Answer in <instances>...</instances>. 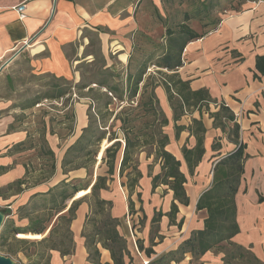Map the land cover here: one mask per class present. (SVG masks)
<instances>
[{
	"label": "crops",
	"instance_id": "obj_1",
	"mask_svg": "<svg viewBox=\"0 0 264 264\" xmlns=\"http://www.w3.org/2000/svg\"><path fill=\"white\" fill-rule=\"evenodd\" d=\"M19 4H25L22 19L15 9ZM190 15L194 17L187 19ZM186 28L200 36L188 39L189 36L183 33H187ZM91 40L97 43L96 51L102 55L106 66L132 65L133 54H138L139 59L134 65L149 68L161 64L168 48L181 47V66L177 67V73L188 84L183 93L187 96L189 91H199L197 103L209 100L208 109L190 106V110L175 121L164 86L159 84L154 89L158 106L167 119V125L162 127L168 137L165 149L180 162L179 169L186 178L183 184L186 204L175 199L170 188H166L164 195L159 193L162 184L152 191L151 178L160 173V160L149 162L154 157H147L145 151H140L139 155L141 162L147 161L138 167L141 172L139 183L143 184L149 209L140 203L146 223L143 230L137 232V242L131 238L122 220L127 203L121 200L109 180L108 189L100 191L103 199L111 201V217L117 220L115 229L125 242L123 264H143L145 260L155 264L159 257L175 251L193 231L203 228L207 213L205 209L196 210L198 198L211 186L214 165L239 145L243 146L245 158L235 195L239 232L232 240L248 247L264 264V61L260 62V68L257 66L258 58L264 57V0H0V62L8 58L7 63L27 54L31 66L39 71L37 73L77 83L80 74L76 66L93 59V45H88ZM184 41L187 42L184 44ZM160 70L170 73L165 68ZM123 77L126 80V73ZM140 93H137L138 97ZM221 104L226 107L221 108ZM9 105H0V109ZM88 106L89 102L84 100L74 104L75 123L63 144L54 136L53 130L43 135L56 158L54 173L43 182L37 181L41 176L40 168L25 176L26 165L22 159L33 151L38 160H44L39 156L40 146L30 147L29 144L22 150L14 149L16 144L27 137L34 138L35 134L22 122L15 124L10 111L7 112L9 115L1 116L0 202L7 198L6 202L15 209L10 216L12 225L7 235L16 234L13 228L27 229L29 218H35L37 212L27 216L25 211L33 195L47 192L62 180L68 182L84 177L83 167L64 173L61 166L67 148L88 125ZM216 113H220L219 116ZM232 114L233 121L225 119V115ZM192 119L200 120L204 127L203 153L189 171L182 147L193 148L197 137L185 128L175 138V124L187 127ZM234 124L238 125L237 133ZM10 125L14 129L8 130ZM151 163L153 165H149ZM95 177V174L90 177L91 183ZM22 178L26 179L27 187L5 189ZM74 196L65 201L66 208L57 215L64 213L73 200L80 199L78 195ZM173 204L175 212L171 211ZM134 207H137L135 202ZM19 209L25 214L19 216ZM90 212L89 202L81 200L69 224L70 246L48 249V264H114L110 251L99 242L91 245L99 254L89 255L91 249L86 240L99 224L97 220L91 221ZM157 212L161 215L153 222ZM57 215L44 221L47 229L38 233L39 239L57 223ZM139 242L143 249L138 248ZM146 248H151L149 255ZM222 256V253L208 250L198 260H193L191 253L186 252L181 260H172L169 264H223Z\"/></svg>",
	"mask_w": 264,
	"mask_h": 264
},
{
	"label": "trees",
	"instance_id": "obj_2",
	"mask_svg": "<svg viewBox=\"0 0 264 264\" xmlns=\"http://www.w3.org/2000/svg\"><path fill=\"white\" fill-rule=\"evenodd\" d=\"M216 6H218V2H216ZM206 11L208 12V8ZM186 17L189 19L194 16L190 15ZM186 29L188 30L187 33H183L187 34L189 36L188 39L190 40L200 36V34H197L188 28ZM186 42L184 41L183 43L185 44ZM88 45H93V49H91L93 59L89 62H82L76 66V70L79 71L80 74V80L77 83L71 84V82L69 85L63 84L61 82L69 83L70 81L64 78L50 76L49 81L45 84V86L48 87L45 91L40 93L37 92L31 97H25L22 102L20 101L17 104H13V106L19 107L20 111H24L33 108L36 104H40L43 100H59L66 97V95L72 96V93L74 94V92H72L73 88L75 89L74 91L76 94L88 97L91 100V104H89L87 109L89 119L88 125L82 129V133L77 140L67 148L61 167L64 173L83 167L86 170L87 176L92 177L93 173L89 170L86 164L87 162H91L94 166V156L96 154L94 148H96V146L105 138V133L102 132L104 130L101 129V125L94 124L96 120L91 118V111L97 116L99 115L103 118L104 114L109 115L113 112L109 108V106L113 104L112 98L118 101L120 105L123 101L126 102L136 98L137 93L141 91L137 105L140 109L139 113L142 114V117L146 118V121L142 126L135 131L133 126L135 117L133 119L130 118L128 114L123 115V112H125V110H123L124 108H122L119 113H115L111 120L112 124L110 126L119 122L117 129L124 133L125 143L118 168L119 176H123L127 167H131V171L127 172L125 175L130 179L126 186L130 195H132L134 187L138 184V181L141 178V172L138 170L137 163L133 158L135 149L138 150L144 146L151 147L152 151L146 154L148 156L151 154L154 156L153 162L160 160L161 167L160 173L151 178L152 191L160 184L166 185L173 190L175 199L186 204L188 201L183 186L186 182V178L179 169L180 162L165 149V146L168 143V137L162 131V127L167 125V119L160 110L154 93V89L157 85L161 84L164 86L169 102L171 106H173V119L175 121L178 120L181 115L188 112L190 106L198 110L203 107L208 109V99L197 103L199 102L196 100L198 94H200L199 91H189L187 96L184 94L188 88V84L182 81L177 73V67L181 66L180 53L182 48H168L166 50L165 55L161 59V64L155 65V67L159 68L158 71L163 73V76H161V80H155L154 76L147 73V65L139 64L136 65V67H132L131 64H127L126 67H118L113 64L111 66H106L102 55H100L99 51H96V49H98L95 47L97 43L94 40H91ZM171 61H173V64H171ZM261 61H264V57H259L257 60V66H259V68ZM161 68L167 69L170 73L163 72L160 70ZM124 73H126V80L123 77ZM6 81L8 84H12L11 86L10 84L8 85L10 91H12L11 87L13 86V78L7 76ZM107 91L110 92L112 96L108 95ZM225 107L224 104H221V108ZM67 114L68 118L74 119V110L69 111ZM216 114L219 116L220 113ZM224 117L229 121L234 120L233 114L228 116L225 115ZM185 128H188L189 133L197 137L196 144L193 148H187L186 146L182 147L185 162L189 171H192L203 153L202 136L204 133V127L201 121L196 119H192L191 124L187 127L175 124V138H178L179 133ZM11 129H14L13 125H10L8 128V130ZM233 129L235 132L238 131V125L234 124ZM70 130H73V125H71ZM128 131H133V138H130ZM110 134L108 139L114 141L111 145L105 148L101 158L102 162L107 166L106 175H96L93 183L89 181L82 187L75 186L71 193H67L66 190H63L64 188L57 190L56 193L53 192V189H49L48 192L52 198L51 200L49 199V204H43L42 201L47 200L40 199L42 194L33 195L31 201L26 206V215L30 216L31 214L38 212L41 208L44 209V211H49L50 214L48 218H44L45 220L36 217L29 218L28 230L13 228L12 231L14 233H20L22 231L33 233L18 234L19 238L39 239L38 233L42 234L47 229V227L43 225L44 221H47L51 217L62 212L66 208L65 201L71 199L76 191L78 192L75 196L85 191L81 189L90 187L89 193L93 201V203H89L91 212L93 211V208L100 212H105L106 209H110L111 201H107L100 196V191L102 189H108L107 180H110L114 174L118 153L119 141L116 140V131ZM28 142L29 139L27 137L25 141L16 144L14 149L22 150L27 147V145L29 146ZM45 143V140L40 143L39 156L43 158L48 156L51 158L50 169L54 173L56 158L54 153L46 147L47 144ZM242 147V145H239L234 152L220 159L214 165L211 186L198 198L196 210L205 209L207 213V216L204 219L203 228L201 230L193 231L175 251L159 257L154 261L155 264H169L172 260L179 261L183 258V255L186 252L191 253L193 260H198L208 250L222 253L223 264H263L248 247L232 240L234 235L239 232V226L236 221L237 209L235 195L237 193L240 174L242 172V164L245 158ZM80 161H82V163H79ZM34 170L35 168L32 170H29V168L26 169L25 176H29ZM131 173H134V178L132 179ZM25 178L9 184L5 189L17 187L19 190L21 185H25ZM81 200L82 198L73 200L64 213L56 216L57 223L54 225L52 224L49 228L48 234L41 239V241L48 243L47 249L60 248L62 245L70 246L72 242V234L69 230V224L74 217L75 208ZM138 201L139 203H142L140 193L138 194ZM172 206L173 208L171 211H177L175 205L173 204ZM128 208L130 210L134 208V202L131 199L128 202ZM140 209L142 210V206H140ZM155 215L156 216L152 219L153 222L158 221L157 218L161 215V212H157ZM105 217V222H103L102 226L100 227V223L95 226L92 234L86 240L88 249H91L89 255L97 256L99 254L97 249L91 247L94 243L99 242L104 248L110 251L114 264H123V253L126 251V246L123 238L115 229L117 220L112 218L109 213H106ZM91 221L95 223L96 220L92 219ZM57 235L59 236L58 239L56 238ZM138 248L143 249L140 242L138 243ZM145 250L148 255L151 253V248H146ZM36 264H40V262L38 261Z\"/></svg>",
	"mask_w": 264,
	"mask_h": 264
},
{
	"label": "rangeland",
	"instance_id": "obj_3",
	"mask_svg": "<svg viewBox=\"0 0 264 264\" xmlns=\"http://www.w3.org/2000/svg\"><path fill=\"white\" fill-rule=\"evenodd\" d=\"M138 59H139V55L133 54L132 67H136V65L134 64ZM7 60L8 58L0 62V105H4L7 103H10V105L4 109H0V118L2 115H7V114L9 115L10 113L15 119L14 120L15 124L21 125V122H22V124H25V126H29V131L35 134L34 138L32 137H30V139L28 138L29 139L28 143L31 144V146L32 145L40 146L41 141L45 140V137L43 135H45L47 132L52 131V130L56 134L54 136H56L59 142L63 144L64 140L70 137L72 133V130H70L71 125L75 123V117L74 119L68 118L67 113L69 111H73L74 104L76 102H81V100H84L86 102H89V104H91V100L88 97L76 94L74 91L75 89L73 88L72 92H74V94L72 93V96L66 95V97L61 98L59 100H50V99L43 100L40 104H36L33 108H30L24 111H20L19 107L13 108L14 107L13 104H17L20 101L22 102L25 97H31L37 92L40 93V92L45 91L48 88L47 86H45V84L49 81L50 77L37 73L39 71L36 68H33L31 66V63L29 61L30 59L27 56V54L26 55L22 54L21 56H18L14 58L13 60L8 61L6 63ZM87 60H90V57H88ZM3 64L5 65L3 66ZM117 66L121 67L119 63ZM158 70L159 69L156 68L155 66H149L147 73H150L152 76H154L155 80H161V76H163V73H160ZM6 76H10L11 78H13V86L11 87L12 91H10V88L8 87L9 84L10 86L12 84L7 83L6 78H5ZM61 83L69 85L70 83L73 84L74 81H70L69 83H64V82H61ZM107 94L109 95L108 91H107ZM139 99L140 97L137 96L136 98H133L130 101L129 100L126 102L123 101L119 105V102L112 98V102L115 104L110 105L109 108L113 112L112 114H109V115L104 114L103 118H101L99 115L97 116L94 112L91 111V114H92L91 118L96 120L94 124L101 125V129L104 130L102 132L105 133V138L96 146V148H94V150H96V154L94 156V160H95L94 166L92 165L91 162H87L86 164L89 170H91V172L93 173V176L94 174L96 176V173L97 175L98 174L103 175V176L106 175L107 166L102 162L101 158L103 156L105 148L111 145L112 142L114 141V140L110 141L108 139V136L111 135L110 133L116 131V134H117L116 140L119 141L118 153H117V159L115 162L114 174L109 180V184L113 186L114 188H116V191L118 192L121 200L127 203V209H126L124 216L122 217V220L124 219V224L127 229H129L128 224L130 225L131 229H133V235H131L130 232L129 234L132 239L133 238L135 239V241L138 240L136 239V236L138 233H140L143 230L145 223H146V214L144 212V209L142 210L140 209V203L138 201V194L140 193L141 195L140 197L142 198V205H144L145 208L147 209H149V202H147L148 200L146 198V193L144 192L143 184L141 185L139 181H138V184L134 187V192L132 196L130 195L129 190L126 186V184L129 182L130 179L125 174L131 171V167L129 168L127 167V170L125 171L124 175L119 176V173H118L119 161H120L123 148H124V143H125L124 133L123 131L117 129L119 126V122H116L115 125H112V126L110 125L112 124L111 120H112L113 115L115 113H119L121 109L124 108L123 110H125V112H123V115L128 114V116H130V118H133V119L135 117L133 121L134 130L136 131L137 128L142 126V124L145 123L146 118L142 117V114L139 113L140 109L138 108V105H137ZM8 111L10 112L7 113ZM40 130H43V131H40ZM128 132H129L130 138H133V134H134L133 131H128ZM45 144H47L46 147H49L47 142ZM140 151H145V153H148L152 151V148L148 146H144L143 148H141V150L135 149V152H134L135 154L133 155L134 156L133 158L135 162L137 163V167H139L141 163L147 164L146 163L147 161L141 162L139 160ZM147 157H150V156L147 155ZM22 159L23 161H25L24 163L26 165L25 166L26 169L29 168V170H32L35 168L36 170L40 168L42 170L41 176L39 177L38 181H41V182L46 181L52 176L53 172L50 169L51 158H49L48 156H46L44 160L43 159L38 160L36 156V152L33 153L32 151L31 153H29L28 156ZM149 162L154 163L153 160ZM79 163H82V161H80ZM152 163L149 165H153ZM82 172L83 174H85L83 178L73 179L72 181L70 180L68 182H65L64 180H62L57 185L50 187V189H53V192L56 193L57 190H61L62 188H64L63 190H66L67 193H71L75 186L82 187L83 185H85L87 182L90 181V176H87L86 170ZM133 176H134V173H131V179L134 178ZM66 180H68V178H66ZM25 186L27 187L26 184ZM166 188H168V186L161 185L160 188L158 189V192L159 193L162 192V195H164L166 193ZM84 190L85 191L81 192L78 195V198H82V200L84 201L93 203L91 195L89 193L90 187ZM143 192H144V197L142 196ZM76 193L77 191L75 192V194ZM41 194H42V197H40V199L47 200V201L41 200L43 204H49L50 203L49 199L50 200L52 199L50 196V193L47 191ZM130 199L131 200L133 199L134 201L133 200L132 201L136 203V206H137L136 209L135 207L132 210L128 208V202ZM7 200L9 199L5 198L3 202H0V210H2L3 213L5 214V221L2 227L0 228V254L11 257L15 261V264H36L38 261L40 262V264L48 263L49 255L46 254L48 250L47 249L48 243L41 241V239L44 238L46 235L42 237L41 239L19 238L18 233L7 235V232L12 225L10 222L11 220L10 216H11V213L14 212L15 210L13 209V207H11L10 203L6 202ZM25 211H27V209H25ZM25 211L23 209L22 210L19 209V213H21L19 214V216L24 215ZM106 213H109L111 215V210L106 209L105 212H100L93 208V211L90 212L89 214V218L97 220V222L101 224L100 225L101 227L103 222H105ZM49 214H50L49 211L47 210L44 211V209L41 208L40 210H38L37 213H35L34 217L39 218V219H44V218L46 219L49 217ZM19 234H26V233H19ZM147 245L148 244L144 246H147Z\"/></svg>",
	"mask_w": 264,
	"mask_h": 264
},
{
	"label": "water",
	"instance_id": "obj_4",
	"mask_svg": "<svg viewBox=\"0 0 264 264\" xmlns=\"http://www.w3.org/2000/svg\"><path fill=\"white\" fill-rule=\"evenodd\" d=\"M16 55H17V53L14 54V55L10 58V60H11L13 57H15ZM4 221H5V214L3 213L2 210H0V228L2 227ZM0 264H15V261H14L11 257H9V256H5V255H1V254H0Z\"/></svg>",
	"mask_w": 264,
	"mask_h": 264
},
{
	"label": "built area",
	"instance_id": "obj_5",
	"mask_svg": "<svg viewBox=\"0 0 264 264\" xmlns=\"http://www.w3.org/2000/svg\"><path fill=\"white\" fill-rule=\"evenodd\" d=\"M16 12L18 13V15H19V18L20 19H22V18H24V10H25V4H19L16 8ZM109 93V95H111V93L110 92H108ZM128 230H129V232L131 233V235H133V229H131V227H130V225L128 224ZM144 262V264H149V261L148 260H145V261H143Z\"/></svg>",
	"mask_w": 264,
	"mask_h": 264
}]
</instances>
